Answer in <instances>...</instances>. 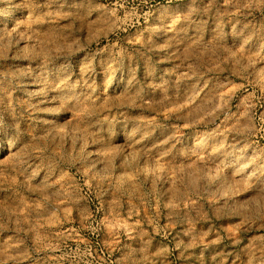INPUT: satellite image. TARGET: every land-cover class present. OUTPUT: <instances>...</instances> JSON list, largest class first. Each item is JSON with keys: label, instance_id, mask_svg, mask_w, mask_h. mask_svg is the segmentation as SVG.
<instances>
[{"label": "clouds", "instance_id": "9594fccd", "mask_svg": "<svg viewBox=\"0 0 264 264\" xmlns=\"http://www.w3.org/2000/svg\"><path fill=\"white\" fill-rule=\"evenodd\" d=\"M0 264H264V0H0Z\"/></svg>", "mask_w": 264, "mask_h": 264}]
</instances>
